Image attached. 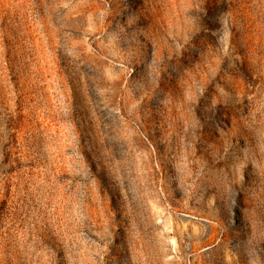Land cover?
I'll list each match as a JSON object with an SVG mask.
<instances>
[{"label": "rangeland", "instance_id": "374dc122", "mask_svg": "<svg viewBox=\"0 0 264 264\" xmlns=\"http://www.w3.org/2000/svg\"><path fill=\"white\" fill-rule=\"evenodd\" d=\"M0 264H264V0H0Z\"/></svg>", "mask_w": 264, "mask_h": 264}]
</instances>
